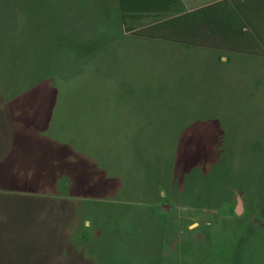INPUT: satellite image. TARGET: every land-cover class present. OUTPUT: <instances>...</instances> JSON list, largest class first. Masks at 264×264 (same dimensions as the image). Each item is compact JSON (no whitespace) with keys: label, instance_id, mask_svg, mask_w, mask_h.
Segmentation results:
<instances>
[{"label":"rangeland","instance_id":"obj_1","mask_svg":"<svg viewBox=\"0 0 264 264\" xmlns=\"http://www.w3.org/2000/svg\"><path fill=\"white\" fill-rule=\"evenodd\" d=\"M50 3L24 0L31 10L26 6L22 20L48 25ZM65 3L54 0L52 5ZM43 24L36 34L48 37L49 27ZM108 26L99 32L111 41L114 28ZM18 28V0H0V53L17 52ZM125 40L117 52L112 41L107 43L91 60L81 58V49L87 48L78 41L63 44L65 56L58 51L61 44H55L58 65L66 57L68 67L61 72L67 80L59 84L53 76L52 82L60 89L58 99L71 102L69 131L80 139L83 131L91 136L101 126L105 153L99 158L75 140L78 144L66 157L42 159L37 154L42 169H48L37 175L48 183L46 188L44 183L32 185V196L24 198L28 204L19 209L18 201H10L19 195L4 194L9 202L0 213V245L3 240L6 249L0 264H37L34 253L47 246L48 238L39 239L36 230L47 228L54 211L53 198L47 200L43 191L55 193L57 173L63 181L56 197L67 196L73 210L67 217L70 225L63 228L71 231L74 249L83 243L86 264H264V71L242 77L236 74L240 66L221 65L220 60L215 65L204 48ZM184 52L194 56H180ZM125 53L131 57L120 56ZM147 53H153L151 58ZM250 62L264 67V60ZM28 94L37 97L25 108L36 122L31 127L38 129L36 124L46 122L39 101L48 96ZM84 102L150 103L154 118L147 123L127 119L116 129L108 121L81 125ZM137 128L139 133L124 139L125 132ZM152 145L157 147L152 177L132 179L129 169L141 164L142 155L146 159L144 152ZM66 180L72 189L63 187ZM71 258L81 262L75 250Z\"/></svg>","mask_w":264,"mask_h":264},{"label":"crops","instance_id":"obj_2","mask_svg":"<svg viewBox=\"0 0 264 264\" xmlns=\"http://www.w3.org/2000/svg\"><path fill=\"white\" fill-rule=\"evenodd\" d=\"M50 1V22L44 25L40 21L24 22L23 10H27L26 6L29 5L25 6L24 0L22 2L18 0V50L0 53V109H4L3 123L0 124V213L5 211V205L9 202L5 199L8 198L6 195H19L10 198L11 202H19L16 205L19 209L28 204L24 198L32 196L30 190L32 185L44 183L46 188L49 179L37 173L48 169H42L44 164L37 161V154H42V159L52 154L61 158L66 157L68 153L73 152L74 144H78L75 140H79L80 146L84 149L95 151L99 158L105 153L104 145L100 142L101 126H98L96 131H93L95 130L93 127L89 129L93 131L91 136L83 131L80 139L75 138L69 131L67 123H71L73 116L71 102L67 99L64 101L58 99L60 89L52 82L55 78L61 84L63 80L68 79L65 74H61L62 71H68L67 65L63 62L66 57L61 59L58 65L59 54L57 48L54 49L57 41L61 44L58 49L62 52L61 56H65V51L68 50L65 49L66 44L70 40L86 45L87 49H81V58L85 60L100 55L101 50L111 41L117 52L122 38L127 39L125 42L135 38L161 46L173 44L210 50L211 53H207L206 56L213 64L217 65L220 60L221 65L240 66L236 72L238 76L248 77L253 74L261 76L259 72L264 71L263 65L250 62L264 60V0H65L67 4H61L58 8L52 5L54 0ZM28 10H31V6ZM58 12L71 13V16L60 19ZM41 24L49 27L48 37L36 34L37 29L43 28ZM105 24L114 28L111 41L105 40L99 32L101 27L106 26ZM88 32H92L90 36ZM152 54L147 53V56L151 58ZM122 55L131 57L128 53L120 56ZM161 55L166 59L165 53ZM180 56L189 58L194 56V53L184 52ZM260 81L261 79L257 83L262 85ZM33 92H41L48 96L45 102L39 101L40 104L44 103L41 107L46 122L36 124L38 129L31 127L36 122L31 119V113L25 108L26 105L35 103L37 97L28 94ZM151 109L150 103L145 102L138 104L84 102L79 114L81 125H102L108 121V124H112L116 129L127 119L138 123L149 122V119L154 118ZM156 117L162 118L159 115ZM9 118L11 123H8ZM3 125L5 131L2 130ZM138 130L137 128L135 132H125L124 139L130 138L133 133L137 134ZM157 131L155 135L159 137L160 132ZM115 132L116 130L112 135L113 140L116 138ZM182 134L184 135L185 131ZM117 136L120 137V134ZM156 148L154 145L148 146L144 152L148 154L146 159L143 160L142 155L141 164L129 169L128 173L132 179L137 180L141 176L152 177L154 171L152 152ZM49 161H52L51 157ZM62 181V174L57 173L54 180L55 193L50 195L52 193L43 191L47 200L49 197L53 198V201L49 202L50 208H54V211L50 214L51 222L47 228L36 230L40 231L39 239L48 238L47 246L34 253L37 264H86L88 260L87 257L81 256L83 243H78V247L75 245L74 249L71 231L63 228L70 225L71 220L67 223V217L72 216L73 210L67 204V196L56 197L62 193V188H59L61 190L57 188L62 187ZM70 185L66 180L63 187L71 188ZM54 225L58 227L54 229ZM49 244L51 245L48 246ZM73 250L77 252L81 262L75 263L72 260ZM5 251L2 240L0 254L5 255ZM84 259L86 263L83 262Z\"/></svg>","mask_w":264,"mask_h":264}]
</instances>
